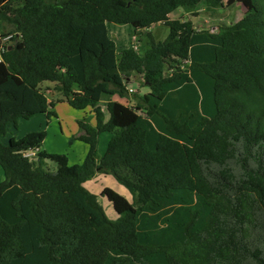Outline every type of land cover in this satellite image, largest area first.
Here are the masks:
<instances>
[{
  "label": "trees",
  "instance_id": "1",
  "mask_svg": "<svg viewBox=\"0 0 264 264\" xmlns=\"http://www.w3.org/2000/svg\"><path fill=\"white\" fill-rule=\"evenodd\" d=\"M204 1L226 2L0 0V264H264V0L219 33L170 18ZM108 23L145 36L142 52L119 56ZM158 24L164 41L145 33ZM134 75L150 92L136 107L113 100ZM63 102L96 120L79 122L81 165L45 151L47 131L1 143L20 120L59 119ZM97 174L134 197L103 190L115 221L84 186Z\"/></svg>",
  "mask_w": 264,
  "mask_h": 264
},
{
  "label": "rangeland",
  "instance_id": "2",
  "mask_svg": "<svg viewBox=\"0 0 264 264\" xmlns=\"http://www.w3.org/2000/svg\"><path fill=\"white\" fill-rule=\"evenodd\" d=\"M250 9V0H226L223 7H212L204 1L195 11H187L184 8H179L171 14L170 18L172 20H190L197 30H208L219 33L226 26L234 25L240 21ZM107 26L110 38L116 43L119 56L124 49L129 47L136 48V51L142 52L147 39L145 36L136 35L133 26L112 23H108ZM2 31L3 26L0 25V32ZM148 32H151L154 39L159 42L168 38L170 30L165 25L158 24L145 33ZM5 42V39L2 40L1 45L3 46ZM128 83L129 89H133L134 92H130L127 99H120L118 96L112 99L121 101L128 106L136 107L140 97L149 93L150 88L144 76L134 75ZM41 89L46 93L50 101L57 102L63 98L59 90H56L55 83L44 82L41 84ZM101 106L108 120L107 102L102 101ZM55 111L59 116V120H56L55 117H51L49 120L43 114L35 116L30 120H20L18 127L11 124L8 127L7 134L2 137L1 143L8 145L12 139L18 141L32 133L47 131L43 149L49 153L67 155L70 165H81L86 159L88 146L79 140V137L83 134L79 122L85 121L90 126H95L96 120L94 114L91 109L87 111L76 110L67 102L57 104ZM112 136L113 134L111 133H103L100 135L98 144L99 157L105 155ZM44 168L52 173L57 171V166L53 162H48ZM85 187L97 195L98 201L104 208L107 217L113 221L118 219V215L108 198L102 196L105 188H110L124 196L131 203H135L134 197L129 190L120 184L112 175L97 174L95 178L85 183Z\"/></svg>",
  "mask_w": 264,
  "mask_h": 264
},
{
  "label": "crops",
  "instance_id": "3",
  "mask_svg": "<svg viewBox=\"0 0 264 264\" xmlns=\"http://www.w3.org/2000/svg\"><path fill=\"white\" fill-rule=\"evenodd\" d=\"M170 17H171V15H170ZM114 100V99H113ZM121 102V101H120ZM64 103V102H63ZM59 104V103H58ZM90 109V108H89ZM88 110V109H87ZM86 110V111H87ZM38 116V115H37ZM56 120H59V119H56ZM49 134V133H48ZM88 146V145H87ZM87 151H88V149H87ZM4 179H5V177H4V173H3V170L0 168V183L1 182H3L4 181ZM87 183V182H86ZM84 186H85V184H84ZM91 192V191H90ZM128 200V199H127ZM129 201V200H128ZM130 202V201H129ZM114 207V206H113ZM115 210V209H114ZM116 212V211H115ZM118 215V214H117ZM118 217H119V215H118Z\"/></svg>",
  "mask_w": 264,
  "mask_h": 264
},
{
  "label": "built area",
  "instance_id": "4",
  "mask_svg": "<svg viewBox=\"0 0 264 264\" xmlns=\"http://www.w3.org/2000/svg\"><path fill=\"white\" fill-rule=\"evenodd\" d=\"M135 49H136V48H135ZM0 61H1V59H0ZM129 91H130L131 93L134 92L133 89H129ZM37 151H38V150H32V151H29L28 153L25 154V156L31 158V157H33L34 155H36Z\"/></svg>",
  "mask_w": 264,
  "mask_h": 264
}]
</instances>
